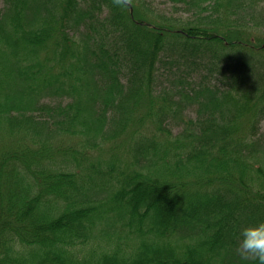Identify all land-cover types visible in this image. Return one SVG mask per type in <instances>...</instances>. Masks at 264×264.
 <instances>
[{
    "label": "trees",
    "instance_id": "16d2710c",
    "mask_svg": "<svg viewBox=\"0 0 264 264\" xmlns=\"http://www.w3.org/2000/svg\"><path fill=\"white\" fill-rule=\"evenodd\" d=\"M157 1L0 0V264H257L264 0Z\"/></svg>",
    "mask_w": 264,
    "mask_h": 264
},
{
    "label": "clouds",
    "instance_id": "9594fccd",
    "mask_svg": "<svg viewBox=\"0 0 264 264\" xmlns=\"http://www.w3.org/2000/svg\"><path fill=\"white\" fill-rule=\"evenodd\" d=\"M112 3L123 8L127 7L131 0H112ZM9 247L13 252L23 250L22 242L18 237L10 242ZM236 252L242 260H254L257 264H264V220L241 228Z\"/></svg>",
    "mask_w": 264,
    "mask_h": 264
},
{
    "label": "rangeland",
    "instance_id": "374dc122",
    "mask_svg": "<svg viewBox=\"0 0 264 264\" xmlns=\"http://www.w3.org/2000/svg\"><path fill=\"white\" fill-rule=\"evenodd\" d=\"M161 0L155 2V10L157 12H168L170 13L172 10H170L171 6L169 4H165L164 2H160ZM264 7V2H262V4L259 6L258 10L262 9ZM258 15V14H257ZM247 18V16H245ZM262 19H264V17L262 18H258V20L256 21L258 24V28L261 29L263 26V21ZM253 23H255L254 20H252ZM256 24V23H255ZM102 242V240L100 241ZM95 243H99L98 240L95 241Z\"/></svg>",
    "mask_w": 264,
    "mask_h": 264
}]
</instances>
